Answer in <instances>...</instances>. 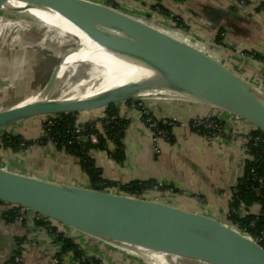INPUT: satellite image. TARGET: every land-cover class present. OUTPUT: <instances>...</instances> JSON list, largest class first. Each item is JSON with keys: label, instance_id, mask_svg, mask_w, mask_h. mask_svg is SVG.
<instances>
[{"label": "crops", "instance_id": "obj_1", "mask_svg": "<svg viewBox=\"0 0 264 264\" xmlns=\"http://www.w3.org/2000/svg\"><path fill=\"white\" fill-rule=\"evenodd\" d=\"M89 1L115 8L168 32L216 59L258 92H264V0ZM20 36L16 46L0 44L2 75L19 69L23 70L20 73L29 72L28 65L32 66L29 55L32 50H28L32 48L27 47L26 34ZM15 48L24 50L20 60L13 53ZM256 55L261 58H255ZM22 79H26L23 73ZM24 94L31 96L32 92ZM140 105L158 121H176L168 139L154 142ZM116 109L127 120L122 138L124 158L116 161L111 157L112 143L107 150L92 151L101 179L122 186L144 182L160 184L173 193L157 195L158 199L153 200L233 226L228 221L230 204L245 175L246 162L251 158L248 139L254 135L255 128L225 111L186 99L134 100L116 104ZM104 110L77 115L78 120L101 121L106 117ZM210 114L223 127L222 136L211 142L192 125ZM43 122L44 119H33L22 123L26 125L23 134L15 130L17 126L5 132L27 140L39 139L44 132ZM100 133H105L103 127ZM80 139L97 142V137ZM0 169L55 184L93 189L78 158L59 151L52 143L34 145L20 152L0 148ZM11 210L12 206L0 203V264H8L14 256H19L24 264H53L55 258L62 264H83L73 252L62 253L57 234L49 225L41 224L33 211L23 209L20 217L11 219L8 218ZM261 211L259 205L250 209L242 205L238 213L240 217L256 216ZM50 225L72 239L84 256L102 264H176L178 261L173 262L166 255L123 248L62 224Z\"/></svg>", "mask_w": 264, "mask_h": 264}, {"label": "water", "instance_id": "obj_2", "mask_svg": "<svg viewBox=\"0 0 264 264\" xmlns=\"http://www.w3.org/2000/svg\"><path fill=\"white\" fill-rule=\"evenodd\" d=\"M10 2L27 8L18 10ZM31 8L60 14L100 47L135 60L150 75L86 99H41L1 110L0 133L33 119L86 114L134 100L175 98L225 111L264 135V96L202 50L89 0H0V15L37 23L32 16L19 14ZM80 47L78 43L63 59ZM61 63L36 95H51ZM0 202L134 251L204 264H264V248L236 227L160 201L55 184L0 169Z\"/></svg>", "mask_w": 264, "mask_h": 264}, {"label": "trees", "instance_id": "obj_3", "mask_svg": "<svg viewBox=\"0 0 264 264\" xmlns=\"http://www.w3.org/2000/svg\"><path fill=\"white\" fill-rule=\"evenodd\" d=\"M255 58L259 59L261 56L256 55ZM131 102L133 101H128V103ZM104 112L108 119L104 118L101 121L88 122L81 128L80 132H77V115L55 117L52 118V123H49L44 119V132L39 139L27 140L22 136H16L5 132L0 135V148L20 152L25 151L34 145H48L49 143H52L59 151H63L78 158L80 164L90 178L93 190L103 191L105 187L116 185L105 182L101 179V173L95 167L91 152L107 150L108 144L112 143L114 145V151L112 150L110 152L111 157L116 161H122L124 158L122 138L127 127V120L121 119L119 112L116 109V105L109 106ZM114 117H116V119L111 121ZM98 122L103 125L105 133H100V129H97ZM160 128L168 132L169 138L171 127L161 125ZM199 132L205 133L204 131ZM93 133H95L97 137L96 143H93L90 140L83 141L80 139L84 137L90 138V135ZM254 135L264 136L258 131H255ZM249 153L251 158L247 160L245 175L236 187V192L230 204L228 221L237 229L247 233L252 238H258L264 232V144L255 147L252 143H249ZM260 180L263 181V185L259 183ZM156 185L157 184L154 182L131 183L121 186L120 189L122 194L141 196L144 192L151 190ZM0 203L5 204L2 202ZM242 205L247 209L259 205L262 211L256 216L246 215L240 217L238 211ZM21 210H23L22 207L12 206L8 218L15 219L16 217H20L19 212ZM37 216L40 218L41 224L49 225V228L57 234L58 241L62 243V253L69 251L73 252L83 264H102L94 259L84 261V255L80 252L79 246L75 244L72 239L68 238L63 233H59L50 225L51 223H60L39 215ZM253 223H255V226H252ZM261 246L264 248V242L261 243ZM13 262L14 257L8 262V264H12Z\"/></svg>", "mask_w": 264, "mask_h": 264}, {"label": "rangeland", "instance_id": "obj_4", "mask_svg": "<svg viewBox=\"0 0 264 264\" xmlns=\"http://www.w3.org/2000/svg\"><path fill=\"white\" fill-rule=\"evenodd\" d=\"M0 18H2L0 20V44L6 42L11 46H16L18 39H20L19 37H22L20 35L26 34L25 39L28 41L27 47L32 48L28 49L30 51L32 50V55L29 54L32 66L28 65L29 72H22L23 77H26L25 80L22 79V73H20L23 70L19 69L18 66L17 69L19 70H13V74L8 73L2 75L4 72L0 73V109L12 107L19 102L36 97V94L45 86L54 68L59 65L61 60L63 67L65 62V58L63 59L64 55L78 43L83 46V50L90 48V45H88L91 43L90 41L78 39L75 35L60 26L46 27L39 23L21 22L17 19L23 20V18L13 17L8 14H2ZM22 50L21 48H15L13 52L19 60L24 56V50ZM88 70H90L88 67H81L75 75L66 77L57 90H55L52 95L53 98L56 99L63 96L77 97L80 94L78 90L76 92H70V90L72 87L74 88L78 85L86 75L92 78L90 74H87ZM24 92H32V95L25 96ZM260 93L264 96V92ZM24 126L26 125L19 124L15 127V130L23 134ZM169 257L172 258L173 262L177 259L176 264H204L173 256Z\"/></svg>", "mask_w": 264, "mask_h": 264}, {"label": "bare ground", "instance_id": "obj_5", "mask_svg": "<svg viewBox=\"0 0 264 264\" xmlns=\"http://www.w3.org/2000/svg\"><path fill=\"white\" fill-rule=\"evenodd\" d=\"M9 5L18 10H25L27 7L23 3L19 2H10ZM28 14L32 16L37 23L46 27H57L60 26L63 29L69 31L73 35H75L78 39L87 40L91 43L89 49H84L83 46L80 47L75 53H70V55L66 56L64 65L58 73V78L56 82V87L51 92V95L45 96V94H38L36 97L30 98L26 101H22L17 103L14 106L24 105L27 103H31L34 101H39L41 99H55L53 98V94L55 90L60 86V84L65 80L66 77L75 75L81 67H88L87 74L85 78H83L78 85L70 90V92H78L77 97H60L56 98L59 100H78V99H86L102 92H108L120 86L137 82L141 79L150 75V71L145 68L143 65L139 64L135 60L119 54H113L108 52L106 49L100 47L95 41L90 39L84 32L74 26L71 22L66 20L60 14L52 11H47L43 9H34L31 8L24 12H20L19 14ZM12 19V17H11ZM2 20V18H0ZM21 22L26 20L17 19ZM54 31V30H53ZM83 50V51H82ZM167 96L169 93H160ZM12 106V107H14ZM11 108V107H9ZM8 109V108H5ZM5 109H0L5 110ZM143 252V251H139ZM145 253V252H143Z\"/></svg>", "mask_w": 264, "mask_h": 264}, {"label": "built area", "instance_id": "obj_6", "mask_svg": "<svg viewBox=\"0 0 264 264\" xmlns=\"http://www.w3.org/2000/svg\"><path fill=\"white\" fill-rule=\"evenodd\" d=\"M140 106H141L140 108H141L142 114L144 116V120L152 132L154 142H157L158 140H161V139H165V140L168 139V132L161 129L160 126L166 125V126L172 127L176 123V121L167 120V119L158 121L152 116V114L149 110H147L145 107H142V105H140ZM120 117L122 120H126V117H123V116H120ZM105 119H108V118L105 117ZM115 119H116V117L112 118L111 121L115 120ZM45 121L52 123V118H47V119H45ZM85 124L86 123L80 122L78 120L77 121V132H80L81 128ZM192 125H193V128L195 130L204 131L207 139L210 142L213 141L218 136H220V135L222 136V134H223V127H222L221 122L212 114L208 115L206 118L197 119L196 121L193 122ZM102 127H103V125L101 123L97 124V129L101 130ZM90 138L95 139L96 134L95 133L91 134ZM248 140H249V143H252L253 146H255V147H259L260 145L264 144V136L251 135ZM112 150L114 151V149H112ZM259 183L261 185H263L262 180H260ZM121 186L122 185L105 187L103 191L109 192V193H115V194H122L121 189H120ZM151 193H153L155 196L153 197L151 195ZM172 193H173V190H165V189H163L162 185L159 184V185L154 186L149 191V193H144L141 196H133V197H139V198H143V199L153 200V199H158L159 195H163V194L169 195ZM123 195H125V194H123ZM127 196H129V195H127ZM252 226H255V223H253ZM245 234L248 235L247 233H245ZM248 236L251 237L250 235H248ZM252 239L261 245V243L264 242V232L261 234L260 237L252 238ZM83 260L84 261H90V258H87L86 256H84ZM12 264H24V263L22 262V260L19 256H14V262ZM53 264H62V262H60L58 258H55L53 261Z\"/></svg>", "mask_w": 264, "mask_h": 264}]
</instances>
